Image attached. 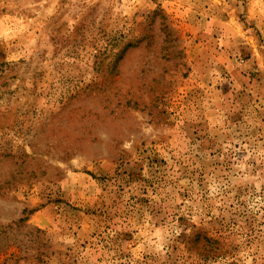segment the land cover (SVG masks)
<instances>
[{"label": "rangeland", "instance_id": "obj_1", "mask_svg": "<svg viewBox=\"0 0 264 264\" xmlns=\"http://www.w3.org/2000/svg\"><path fill=\"white\" fill-rule=\"evenodd\" d=\"M0 264H264V0H0Z\"/></svg>", "mask_w": 264, "mask_h": 264}]
</instances>
